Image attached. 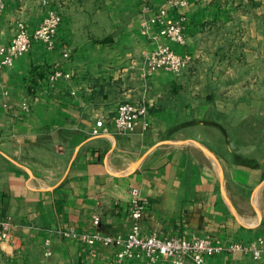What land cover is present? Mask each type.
I'll use <instances>...</instances> for the list:
<instances>
[{
  "label": "crops",
  "instance_id": "1",
  "mask_svg": "<svg viewBox=\"0 0 264 264\" xmlns=\"http://www.w3.org/2000/svg\"><path fill=\"white\" fill-rule=\"evenodd\" d=\"M166 1L9 0L0 12L1 42L20 20L33 32L49 8L62 15L54 48L34 41L0 69V220L11 222L0 264H115L116 245L63 231L125 236L133 186L145 234L264 237V140L245 138L264 108V0H188L185 43H173L184 70L151 73L146 56L166 40L143 23ZM126 101L148 107L147 129L117 128Z\"/></svg>",
  "mask_w": 264,
  "mask_h": 264
},
{
  "label": "built area",
  "instance_id": "2",
  "mask_svg": "<svg viewBox=\"0 0 264 264\" xmlns=\"http://www.w3.org/2000/svg\"><path fill=\"white\" fill-rule=\"evenodd\" d=\"M9 0H0V12L7 8ZM188 4V0H167L166 3L148 19L144 20L143 26L147 31L151 26H156L154 37H161L166 41L158 44L146 56L148 71L153 73L157 70H165L174 74H180L184 70L188 55L177 51L173 43H185L186 23L185 15L181 8ZM62 23V15L55 8H49L45 17L33 32L29 31L23 21H18L13 37L9 42L0 41V69L10 66L14 61L27 53L34 41L45 43L48 48L56 46V35ZM65 55H69L67 52ZM56 71L52 77L60 76ZM113 120L120 131L133 132L138 126L147 129L150 126L148 107L131 102L119 104ZM104 126V120L99 119L94 128V133H99ZM130 200V230L124 235L101 234L97 231L78 234L73 228L63 231L65 236H79L82 240L94 244L102 242L114 244L115 264H127L129 260H144L145 264H187L190 260L194 264H204L209 254L223 251H244L250 253L255 259L264 257V237L259 236L250 243L232 242L226 244L221 240H213L211 237L193 236L187 238L178 235L145 234L142 231L141 219L146 208V201L137 186L131 187ZM94 223H99V218H94ZM9 220H0V236L6 237L10 230ZM50 239L46 240L49 245ZM51 250L48 248L46 254Z\"/></svg>",
  "mask_w": 264,
  "mask_h": 264
},
{
  "label": "rangeland",
  "instance_id": "3",
  "mask_svg": "<svg viewBox=\"0 0 264 264\" xmlns=\"http://www.w3.org/2000/svg\"><path fill=\"white\" fill-rule=\"evenodd\" d=\"M248 125H253L257 131H255L253 128L252 130L246 131V142L247 143H254V141H258L260 138V135L262 136V139L264 140V108H263V114L256 115L255 117L249 116L246 120Z\"/></svg>",
  "mask_w": 264,
  "mask_h": 264
}]
</instances>
